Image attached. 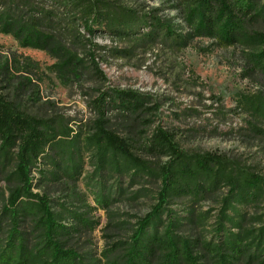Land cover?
Returning <instances> with one entry per match:
<instances>
[{
  "label": "trees",
  "instance_id": "obj_1",
  "mask_svg": "<svg viewBox=\"0 0 264 264\" xmlns=\"http://www.w3.org/2000/svg\"><path fill=\"white\" fill-rule=\"evenodd\" d=\"M53 2L72 14L65 25L51 12L37 16L36 9L13 0H0V24L25 45L46 51L56 60L55 67L61 74L77 76L89 61L103 78L96 62L102 47L91 36L98 28L119 37L131 36L141 22L126 12L112 11L104 0ZM260 2L185 0L186 23L192 33L188 38L176 34L153 15L142 21L149 26L145 37L154 41L163 36L170 45L182 47L194 36L216 39L224 46L246 44L253 50L248 54L252 69L264 71V33L253 30L258 21L264 20V6L259 7ZM7 69L8 65L0 67L3 73ZM244 99H251L247 102L250 108L264 115L261 98ZM93 106L97 118L83 147L79 135L72 136L70 128L62 130L52 126L51 119L29 115L21 110L16 96L0 93V152L7 155L12 148L17 149L15 169L8 177V194L3 193L0 199V264H103L93 252L74 246V235L92 230L93 222L73 210L56 212L49 196L35 192L33 176L34 169L44 174L38 168L44 161L54 163L57 170L63 169L65 175L74 179L80 171L84 150L90 148L96 149L101 172L110 169L121 176L128 175L132 181L142 176L158 178L160 185L152 210L139 220L126 241L103 252L104 264H264V214L246 213V207L258 209L264 204V178L239 172L211 154L188 157L173 136L160 129L142 146L157 157H170L156 167L135 152L133 138L119 133L120 129L134 131L148 120L144 116L151 108L144 106L141 94L130 90L102 91ZM108 106L122 110L115 120L107 117ZM224 182L230 186L227 192L219 190ZM96 185L101 186L98 190L92 188V195L102 206L116 200L111 199L112 192L124 191L118 185L107 191L103 180ZM187 197L192 203L183 214L169 208L173 200ZM202 200L221 205L211 234L204 227L206 213L197 214L194 207ZM65 216L76 219L79 228L67 224Z\"/></svg>",
  "mask_w": 264,
  "mask_h": 264
},
{
  "label": "rangeland",
  "instance_id": "obj_2",
  "mask_svg": "<svg viewBox=\"0 0 264 264\" xmlns=\"http://www.w3.org/2000/svg\"><path fill=\"white\" fill-rule=\"evenodd\" d=\"M13 1L36 9L37 16L51 12L64 25L71 19L72 14L53 0ZM104 1L112 11L136 16L141 24L136 34L127 37L113 35L104 28L96 29L91 36L102 47L96 62L103 78L95 73L89 61L77 76L61 74L55 67L56 60L46 51L25 45L0 24V67L8 65L6 73L0 71V93L16 96L25 113L51 119V125L62 130L70 128V134H78L80 146L85 147V138L97 118L94 100L102 91H134L141 94L144 106L151 108L144 116L148 120L134 131L120 129L119 133L135 140V152L142 159L156 167L170 160L169 156L157 157L142 147L160 129L173 136L188 157L211 154L239 172L264 178V115L250 108L247 102L251 99H244L264 101V71L252 69L248 61L251 47L224 46L204 36H194L183 47L170 45L163 36L148 41L145 34L149 26L142 21L150 15L176 34H185V38L192 34L186 23L185 0ZM260 6H264V0ZM253 30L264 33V20L258 21ZM108 108L107 117L112 120L122 112ZM16 152V148L7 155L0 152V199L3 193L8 194V177L15 169ZM95 152L92 148L84 150L80 171L74 179L65 175L63 169L57 170L54 163L44 161L38 165L44 174L34 169L33 176L37 184L35 192L49 196L56 212L73 210L93 222L92 230L74 235V246L93 252L104 264L103 252L126 241L139 220L152 210L160 185L158 178L142 176L132 181L128 175L121 176L110 169L101 172ZM55 160L59 161L56 157ZM100 180L105 182L107 191L117 185L124 189L118 194L112 192L111 199L116 200L107 206L100 205L92 195V188H100L101 185H96ZM221 186L219 190H230L226 182ZM191 201L188 197L176 199L169 208L183 214L190 209ZM194 207L197 214L206 213L204 227L211 234L221 205L202 200L194 203ZM246 213L264 214V204L258 209L248 206ZM64 218L67 224L79 228L76 219Z\"/></svg>",
  "mask_w": 264,
  "mask_h": 264
}]
</instances>
